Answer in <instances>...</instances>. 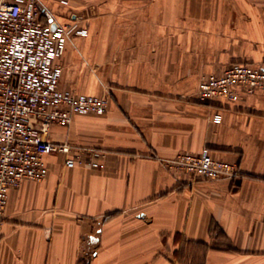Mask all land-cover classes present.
<instances>
[{
  "label": "crops",
  "instance_id": "1",
  "mask_svg": "<svg viewBox=\"0 0 264 264\" xmlns=\"http://www.w3.org/2000/svg\"><path fill=\"white\" fill-rule=\"evenodd\" d=\"M30 1L68 26L60 89L109 100L49 137L106 156L50 153L42 180L10 190L0 264H264V90L197 98L204 74L264 66V0ZM204 148L240 174L167 162Z\"/></svg>",
  "mask_w": 264,
  "mask_h": 264
},
{
  "label": "built area",
  "instance_id": "2",
  "mask_svg": "<svg viewBox=\"0 0 264 264\" xmlns=\"http://www.w3.org/2000/svg\"><path fill=\"white\" fill-rule=\"evenodd\" d=\"M46 11L36 1L0 0V224L10 190L25 179L42 180L48 174L46 155L62 153L67 167L104 166L103 149L49 137L53 123L70 124L76 112H107L109 100L60 89L63 62L56 58L68 26L50 20ZM256 89L264 90V66L233 63L204 74L197 98L238 100L242 90ZM167 162L208 179L240 174L235 162L215 157L208 148L179 152Z\"/></svg>",
  "mask_w": 264,
  "mask_h": 264
},
{
  "label": "water",
  "instance_id": "3",
  "mask_svg": "<svg viewBox=\"0 0 264 264\" xmlns=\"http://www.w3.org/2000/svg\"><path fill=\"white\" fill-rule=\"evenodd\" d=\"M46 15L50 18V20L53 19L52 16H51V14H50L49 12H47V11H46ZM52 27H53V28L56 27V23H55V22L52 23Z\"/></svg>",
  "mask_w": 264,
  "mask_h": 264
}]
</instances>
